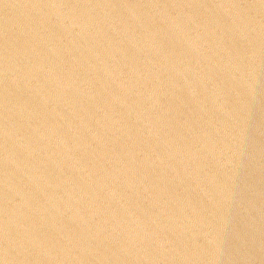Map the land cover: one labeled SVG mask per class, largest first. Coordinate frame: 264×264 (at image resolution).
I'll return each instance as SVG.
<instances>
[{
	"label": "water",
	"instance_id": "1",
	"mask_svg": "<svg viewBox=\"0 0 264 264\" xmlns=\"http://www.w3.org/2000/svg\"><path fill=\"white\" fill-rule=\"evenodd\" d=\"M0 264H264V0H0Z\"/></svg>",
	"mask_w": 264,
	"mask_h": 264
}]
</instances>
